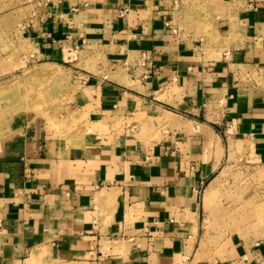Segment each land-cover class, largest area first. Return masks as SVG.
<instances>
[{
	"label": "crops",
	"instance_id": "0c3cea01",
	"mask_svg": "<svg viewBox=\"0 0 264 264\" xmlns=\"http://www.w3.org/2000/svg\"><path fill=\"white\" fill-rule=\"evenodd\" d=\"M30 32L42 60L77 68L84 123L177 113L208 148L220 120L264 157V0H61ZM166 142L17 123L0 143V264H264L261 242L203 251L213 154L177 163Z\"/></svg>",
	"mask_w": 264,
	"mask_h": 264
},
{
	"label": "rangeland",
	"instance_id": "374dc122",
	"mask_svg": "<svg viewBox=\"0 0 264 264\" xmlns=\"http://www.w3.org/2000/svg\"><path fill=\"white\" fill-rule=\"evenodd\" d=\"M60 1L0 0V143L17 123H31L58 136L130 133L148 144L150 152L167 139V148L177 163L179 159L186 161L188 151L200 159L206 148L213 157L203 161L212 160L217 169L198 190L201 248L216 257L243 242L264 243V157H260L259 147L248 138H240L230 125L220 120L214 125L222 138L217 143L219 156L216 140H210L207 148L204 136L193 130V120L177 113L114 114L108 124L91 126L71 108L77 95L71 72L77 68L42 60L30 32L40 23L45 7ZM94 53L100 57L105 52ZM92 56L96 57L89 54ZM142 60L123 69L140 70L144 68ZM87 65L90 71L96 67L94 62ZM197 123L204 125L206 121L199 117ZM152 155L156 157L155 152Z\"/></svg>",
	"mask_w": 264,
	"mask_h": 264
},
{
	"label": "built area",
	"instance_id": "2783aa9c",
	"mask_svg": "<svg viewBox=\"0 0 264 264\" xmlns=\"http://www.w3.org/2000/svg\"><path fill=\"white\" fill-rule=\"evenodd\" d=\"M173 32H175V31H173Z\"/></svg>",
	"mask_w": 264,
	"mask_h": 264
}]
</instances>
